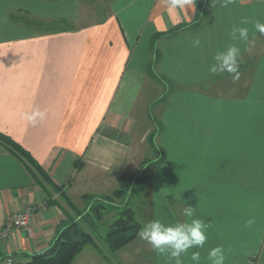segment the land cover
Returning a JSON list of instances; mask_svg holds the SVG:
<instances>
[{
  "label": "crops",
  "instance_id": "obj_1",
  "mask_svg": "<svg viewBox=\"0 0 264 264\" xmlns=\"http://www.w3.org/2000/svg\"><path fill=\"white\" fill-rule=\"evenodd\" d=\"M200 1L174 8L170 0H0V132L85 210L90 199L112 194L121 174H137L147 164L150 141L137 143L134 125L148 128V114L162 130L183 126L182 140L173 141V131L164 130L165 157L152 163L142 190L117 204L132 207L141 223L183 222L182 207H193L211 224L203 258L222 244L220 231L232 220L229 206L237 211L239 203L264 197L253 183L264 179L255 176L264 175V35L254 28L256 21L264 23V0H233L227 7L209 0L201 13ZM242 18L249 23L241 25ZM233 26L248 27L254 43L232 40ZM197 37L201 48L192 47ZM230 43L242 49L238 79L209 75L215 53ZM142 97L149 100L146 117L136 113L142 112L136 108ZM35 108L47 110L43 120L22 118ZM39 178L0 142V228L14 212L34 208L32 232L15 228L0 243V259L14 253L26 263L76 216L61 192ZM185 179L200 184L191 188ZM224 181L236 182V192L233 185L223 188ZM75 259L167 264L138 237L107 256L88 244Z\"/></svg>",
  "mask_w": 264,
  "mask_h": 264
},
{
  "label": "trees",
  "instance_id": "obj_2",
  "mask_svg": "<svg viewBox=\"0 0 264 264\" xmlns=\"http://www.w3.org/2000/svg\"><path fill=\"white\" fill-rule=\"evenodd\" d=\"M207 1L209 0H201L199 2L198 8L200 13ZM32 22L34 23V21ZM37 24L43 23L38 22ZM157 36L161 38L166 36V33H158ZM154 134L149 136V141L152 145H155ZM0 142L23 157L36 177H41L42 181L47 184V186L53 188L54 191L61 192L60 188L53 185L44 168L14 139L0 132ZM150 167L151 164L147 166V169H145V166H142V170L134 175L121 174L119 176L118 188L115 189L112 194L91 199L94 205H89L90 207H87L85 210L79 209L68 194L61 192L62 200L74 211L76 215L75 218L62 222L58 227L57 236L53 243L48 248L34 254L31 259L24 264H71L75 257L88 244L100 247L102 253L107 256V254L115 253L137 238L138 236L136 233L142 223L137 219L132 207L125 204L119 206L117 200L120 198H128L130 194L136 192V184L146 183L148 176H145L144 173L145 170L149 171ZM41 179L39 178L40 181ZM109 207L114 209L112 213L115 219L111 223L105 225L104 212ZM100 225L106 226L105 233L102 237L104 240L103 245H100L97 241V237L94 235V231H97L96 228L100 227Z\"/></svg>",
  "mask_w": 264,
  "mask_h": 264
},
{
  "label": "clouds",
  "instance_id": "obj_3",
  "mask_svg": "<svg viewBox=\"0 0 264 264\" xmlns=\"http://www.w3.org/2000/svg\"><path fill=\"white\" fill-rule=\"evenodd\" d=\"M194 0H170L172 7L183 8ZM233 0H222V6L227 7ZM241 25H247L246 18L241 19ZM255 31L264 35V23L256 21ZM231 38L239 41L244 46H250L254 41L250 38V30L246 26H233ZM193 48L203 47L199 37L191 42ZM242 49L236 43H230L226 49L219 50L213 57V63L208 66V74H228L233 80L238 79L240 65L242 61ZM47 110L35 108L30 112H24L22 118L35 124L38 120H43ZM185 219L180 221H169L161 218H154L141 224L137 231L140 240L151 245L153 251L158 256L166 258L167 264H185L184 257H187L191 264H226L227 252L222 244H217L207 250V254L202 258L201 249L208 243V229L210 223H206L203 218L197 217L194 208L191 206L182 207ZM255 223L252 217L244 221V227H251ZM190 250H192L190 252Z\"/></svg>",
  "mask_w": 264,
  "mask_h": 264
},
{
  "label": "rangeland",
  "instance_id": "obj_4",
  "mask_svg": "<svg viewBox=\"0 0 264 264\" xmlns=\"http://www.w3.org/2000/svg\"><path fill=\"white\" fill-rule=\"evenodd\" d=\"M145 10L142 11V15H144ZM147 87L144 88V94ZM159 95L157 94L156 97ZM147 103H149V100L146 101L145 97H142L140 101H138V105L136 108H141L142 112H136L139 113V115H143V117H146V111H147ZM135 112V111H134ZM141 117V116H140ZM151 121V122H150ZM147 123L148 128H143L141 126L134 125V129L136 131V141L139 143L140 141H146L148 137V134H151L152 131H155L154 133V143L155 145H151L150 149L147 150V154L144 152L145 155V162L147 164L145 165V169H147V166L151 164L152 169V163L154 161L160 160L162 157H165V151L160 147V145H164L166 147V143L169 141L168 135H165L162 139V143L160 142L161 134L164 132V130L171 129L173 131V141L182 140V127L178 128H162L155 124L154 121L148 116L147 114ZM154 123L155 126L153 128H150V124ZM155 127V128H154ZM162 131V132H161ZM143 140H142V139ZM153 141V140H152ZM145 144V143H144ZM170 152L174 155V152H176V148L173 146L172 148H169ZM177 152H179L177 150ZM182 160V159H181ZM256 174V177L262 178L264 175ZM145 176L150 177V172L148 170H145ZM218 183V182H217ZM245 185L246 182H243ZM256 189L264 192V179H256L255 182ZM200 182L198 180H186L184 181V185H188L191 188H198ZM233 185V190L236 192L237 183L234 181H224L223 182V188H230ZM144 184L138 183L135 185L136 190L143 188ZM215 187V185H213ZM147 188V187H145ZM148 191L147 189H144ZM136 194V193H135ZM144 201H140V204H142ZM208 203L210 207L212 208L214 204L213 198H208ZM247 203L251 205L244 206L242 203H239L238 210L236 211V205L231 204L229 208H233V212L228 214V219H232L231 221L224 222L225 227H223L220 231V234L222 235V245L226 249L227 252V262L226 264H264V197L262 196H256L255 200H247ZM88 205L92 206L94 205V202L91 201V199L88 202ZM113 208L109 207L105 212V218H104V224L107 225L111 223L115 218L113 215ZM252 217L255 219V223L251 227H244V221ZM236 219V220H234ZM100 225V227H97V231H94V235L97 237V241L100 243V245H103L104 240L102 239L106 226ZM232 237V241L230 240ZM114 254V253H112ZM77 257V256H76ZM75 257V258H76ZM76 260V259H75ZM73 260V261H75ZM72 261V263H74ZM71 263V264H72ZM75 264V263H74ZM80 264V263H76Z\"/></svg>",
  "mask_w": 264,
  "mask_h": 264
},
{
  "label": "built area",
  "instance_id": "obj_5",
  "mask_svg": "<svg viewBox=\"0 0 264 264\" xmlns=\"http://www.w3.org/2000/svg\"><path fill=\"white\" fill-rule=\"evenodd\" d=\"M33 213L34 208L26 206L9 216L0 228V243L7 240L15 228H27L32 232L31 218ZM22 260L23 258L20 254L10 253L0 259V264H24Z\"/></svg>",
  "mask_w": 264,
  "mask_h": 264
}]
</instances>
